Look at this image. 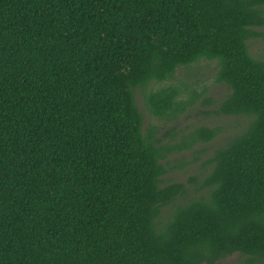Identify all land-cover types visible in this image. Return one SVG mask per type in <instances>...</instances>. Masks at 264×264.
<instances>
[{
    "label": "trees",
    "instance_id": "trees-1",
    "mask_svg": "<svg viewBox=\"0 0 264 264\" xmlns=\"http://www.w3.org/2000/svg\"><path fill=\"white\" fill-rule=\"evenodd\" d=\"M262 26L264 0H0V264H264ZM201 59L203 113L248 121L169 181L220 127L161 135L136 91L177 121L201 93L147 87Z\"/></svg>",
    "mask_w": 264,
    "mask_h": 264
},
{
    "label": "rangeland",
    "instance_id": "rangeland-1",
    "mask_svg": "<svg viewBox=\"0 0 264 264\" xmlns=\"http://www.w3.org/2000/svg\"><path fill=\"white\" fill-rule=\"evenodd\" d=\"M258 30L264 32V26L258 27ZM252 52L255 55H264V36H260L252 42ZM216 62L214 60L201 59L188 67L177 68L174 77L164 82H155L148 85L147 88H157L164 84H174L182 89L184 95L187 91L195 90L196 93H201L197 100L187 111L181 114L177 121H168L153 115L144 105L143 93L140 90L136 91V101L143 114V127L155 126L157 131L163 135L173 125L175 131L179 132L175 136V140L179 139L181 134L189 132L192 128L200 125L218 126L220 132L207 143H198L193 149H187L179 154H174L170 158L179 159L184 157L185 161H191L189 164L182 167H174L168 171L164 178L169 181H185L191 175H199L203 168L204 160L210 156L216 146L222 144L230 135L241 130L247 123L248 118L244 116L232 115H215L212 113H203L204 110L214 109L217 107V102L224 97L227 88L215 81ZM184 85H187L186 87ZM213 99L210 103H203L204 98ZM196 149V151H194ZM175 162V161H174ZM215 264H257L256 262H248V257L238 252L230 256L219 259Z\"/></svg>",
    "mask_w": 264,
    "mask_h": 264
}]
</instances>
